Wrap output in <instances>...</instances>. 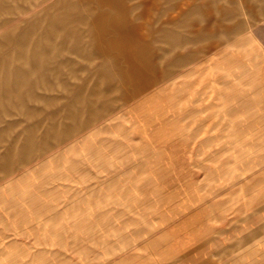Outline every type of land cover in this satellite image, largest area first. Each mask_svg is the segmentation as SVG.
<instances>
[{
	"label": "rangeland",
	"instance_id": "rangeland-1",
	"mask_svg": "<svg viewBox=\"0 0 264 264\" xmlns=\"http://www.w3.org/2000/svg\"><path fill=\"white\" fill-rule=\"evenodd\" d=\"M71 12L0 52V264H264V0Z\"/></svg>",
	"mask_w": 264,
	"mask_h": 264
},
{
	"label": "crops",
	"instance_id": "crops-1",
	"mask_svg": "<svg viewBox=\"0 0 264 264\" xmlns=\"http://www.w3.org/2000/svg\"><path fill=\"white\" fill-rule=\"evenodd\" d=\"M26 2L27 4L24 5ZM96 2L97 0H0V52L4 54L24 52L23 39H27V37H31V40L33 38L41 39V35H44V37L53 35L51 38H55L56 33L50 25L39 27L37 23L40 24L45 20H49L51 23L56 20H65L66 16H71V8L76 4ZM27 9H33L35 12L28 15L26 19L7 24L10 17ZM74 15L78 16L77 13H74ZM14 40L15 42H13ZM55 43L56 45L60 44V42ZM32 48L26 51L34 54H55L57 51L50 43H47L44 47L36 44ZM7 85L6 82L0 79V87H6ZM1 93L0 90V95Z\"/></svg>",
	"mask_w": 264,
	"mask_h": 264
}]
</instances>
